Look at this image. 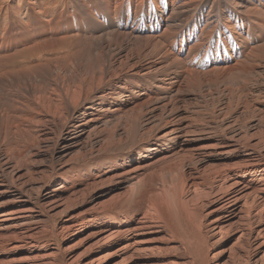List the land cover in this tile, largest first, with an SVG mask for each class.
I'll list each match as a JSON object with an SVG mask.
<instances>
[{
	"label": "bare ground",
	"instance_id": "1",
	"mask_svg": "<svg viewBox=\"0 0 264 264\" xmlns=\"http://www.w3.org/2000/svg\"><path fill=\"white\" fill-rule=\"evenodd\" d=\"M0 264H264V0H0Z\"/></svg>",
	"mask_w": 264,
	"mask_h": 264
},
{
	"label": "rangeland",
	"instance_id": "2",
	"mask_svg": "<svg viewBox=\"0 0 264 264\" xmlns=\"http://www.w3.org/2000/svg\"><path fill=\"white\" fill-rule=\"evenodd\" d=\"M232 243V242H231ZM231 243L229 245H231ZM229 245L227 247H229ZM204 245L201 244V249L203 250L205 247H203ZM192 248L194 247H191L189 250H186L187 252H191V251H194ZM226 256L228 255V252L225 253Z\"/></svg>",
	"mask_w": 264,
	"mask_h": 264
}]
</instances>
